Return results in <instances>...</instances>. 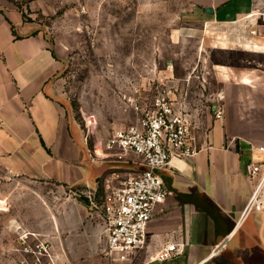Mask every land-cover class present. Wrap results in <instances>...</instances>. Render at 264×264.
Here are the masks:
<instances>
[{
  "label": "crops",
  "instance_id": "crops-1",
  "mask_svg": "<svg viewBox=\"0 0 264 264\" xmlns=\"http://www.w3.org/2000/svg\"><path fill=\"white\" fill-rule=\"evenodd\" d=\"M25 1L0 0V167L12 178L36 182L38 234L52 233L50 242L63 246L59 256L81 260L95 254L101 229L88 198L83 203L68 191L95 190L101 180L103 195L112 172L134 174L143 166L134 154L128 163L116 162L103 146H88L56 97L57 52L41 31L19 33L26 26ZM180 16L177 37L219 33L218 42H201L222 53L226 113L219 120L211 105L189 104L200 151L158 171L170 195L149 221L146 244L125 264H219L224 250L264 264V208L236 225L255 188L251 168L264 164V0H211ZM27 220L23 216L18 226L28 230ZM168 244L176 245L177 255L159 259Z\"/></svg>",
  "mask_w": 264,
  "mask_h": 264
},
{
  "label": "rangeland",
  "instance_id": "rangeland-1",
  "mask_svg": "<svg viewBox=\"0 0 264 264\" xmlns=\"http://www.w3.org/2000/svg\"><path fill=\"white\" fill-rule=\"evenodd\" d=\"M209 1L26 0L21 4L26 26L19 33H44L61 61L56 97L65 103L88 146H103L115 130L133 124L135 106H151L161 77L175 75L179 93L187 92L192 108L203 105L207 110L212 95L221 92L222 53L201 42L204 38L207 43L218 42L219 33L208 30L198 36H176L182 25L180 15ZM101 182L95 190L75 186L68 191L83 203L90 194L87 208L101 229L95 254L70 261L58 255L63 246L50 242L52 233L38 234L36 182L12 178L0 167V199L4 201L0 264H105ZM23 216L28 218V230L18 226ZM16 217L14 226L9 220ZM39 241H49L50 257L37 248ZM27 247L36 254L26 253ZM36 257L40 262L34 261ZM217 259L219 264H249L243 253L227 250Z\"/></svg>",
  "mask_w": 264,
  "mask_h": 264
},
{
  "label": "built area",
  "instance_id": "built-area-1",
  "mask_svg": "<svg viewBox=\"0 0 264 264\" xmlns=\"http://www.w3.org/2000/svg\"><path fill=\"white\" fill-rule=\"evenodd\" d=\"M176 80L175 75L159 78L151 106H135L133 124L115 130L103 145L106 157L128 163L129 156L134 154L143 166L137 173L115 171L105 179L106 190L101 200L106 235L101 256L105 264H125L146 244L149 221L170 195L158 171L169 166L174 158H191L200 151L196 127L188 112L189 95L179 93ZM211 98L215 119H223V94L216 93ZM251 173L257 176L255 188L237 226L249 214L264 208V164L252 166ZM49 245V241H39L36 246L50 257ZM25 250L36 254L34 248ZM158 255L161 260L173 258L177 255L176 245H166ZM37 260L41 259L36 257L34 261Z\"/></svg>",
  "mask_w": 264,
  "mask_h": 264
},
{
  "label": "water",
  "instance_id": "water-1",
  "mask_svg": "<svg viewBox=\"0 0 264 264\" xmlns=\"http://www.w3.org/2000/svg\"><path fill=\"white\" fill-rule=\"evenodd\" d=\"M208 12H213V9H211V8H207L206 9Z\"/></svg>",
  "mask_w": 264,
  "mask_h": 264
}]
</instances>
